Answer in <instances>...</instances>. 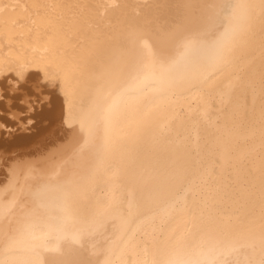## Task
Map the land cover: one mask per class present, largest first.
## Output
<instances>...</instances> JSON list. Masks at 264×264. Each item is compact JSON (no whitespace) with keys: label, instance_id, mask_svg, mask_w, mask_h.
<instances>
[{"label":"bare ground","instance_id":"bare-ground-1","mask_svg":"<svg viewBox=\"0 0 264 264\" xmlns=\"http://www.w3.org/2000/svg\"><path fill=\"white\" fill-rule=\"evenodd\" d=\"M0 264H264V0H0Z\"/></svg>","mask_w":264,"mask_h":264}]
</instances>
